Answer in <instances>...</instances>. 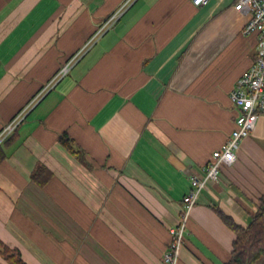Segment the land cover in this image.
Returning <instances> with one entry per match:
<instances>
[{"label": "crops", "instance_id": "obj_1", "mask_svg": "<svg viewBox=\"0 0 264 264\" xmlns=\"http://www.w3.org/2000/svg\"><path fill=\"white\" fill-rule=\"evenodd\" d=\"M125 2L0 0V130L34 101L0 163V241L26 264H163L190 173L235 127L229 96L256 46L235 0H133L37 98ZM262 195L264 116L198 194L178 264L228 262L215 209L246 227Z\"/></svg>", "mask_w": 264, "mask_h": 264}, {"label": "built area", "instance_id": "obj_2", "mask_svg": "<svg viewBox=\"0 0 264 264\" xmlns=\"http://www.w3.org/2000/svg\"><path fill=\"white\" fill-rule=\"evenodd\" d=\"M132 1L126 0L113 15L100 24L84 48L61 67L37 98L51 89L56 82L68 73L83 52L113 27L115 21ZM207 2L208 0H191L192 5L196 8L202 7ZM233 8L236 12L246 15L248 18L242 29V34L255 37L256 46L253 62L250 68L236 81L229 96L230 102L236 110L233 131L226 142L212 153L207 166L201 172L193 170L189 175L190 190L182 199V209L178 222L170 230L172 240L162 257L163 264H178L180 250L185 242L186 225L196 204L198 194L209 185L219 181L223 168H231L235 164L236 154L242 141L248 138L256 129L259 117L264 116V0H235ZM33 102L18 112L2 127L0 130V145L15 132Z\"/></svg>", "mask_w": 264, "mask_h": 264}, {"label": "trees", "instance_id": "obj_3", "mask_svg": "<svg viewBox=\"0 0 264 264\" xmlns=\"http://www.w3.org/2000/svg\"><path fill=\"white\" fill-rule=\"evenodd\" d=\"M12 136L3 142L4 145H7L12 141ZM59 141L72 154L76 153L74 150V141L69 138L66 134L61 135ZM1 145L0 163L6 157L5 153L2 151V147L4 145L2 147ZM41 173H46L44 167H40V170H38L34 174L33 179L39 181V176L41 175ZM45 182H47V180L44 181V183ZM215 212L218 217L222 220V222L235 235V239L232 245L231 257L229 261L225 264H251L259 257L264 256V195L260 197L258 208L254 213L253 217L251 218L250 223L246 227H242L236 224L230 217L224 215L217 208L215 209ZM0 257L7 264H26L21 258L20 252L18 250L7 247L1 241Z\"/></svg>", "mask_w": 264, "mask_h": 264}, {"label": "water", "instance_id": "obj_4", "mask_svg": "<svg viewBox=\"0 0 264 264\" xmlns=\"http://www.w3.org/2000/svg\"><path fill=\"white\" fill-rule=\"evenodd\" d=\"M251 264H264V256L259 257L257 260H255Z\"/></svg>", "mask_w": 264, "mask_h": 264}]
</instances>
